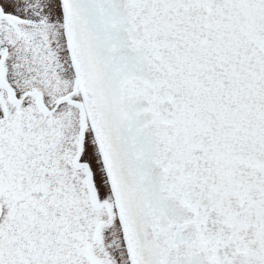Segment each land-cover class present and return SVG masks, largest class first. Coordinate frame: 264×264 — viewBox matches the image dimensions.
<instances>
[{"label": "snow or ice", "instance_id": "6c2138e0", "mask_svg": "<svg viewBox=\"0 0 264 264\" xmlns=\"http://www.w3.org/2000/svg\"><path fill=\"white\" fill-rule=\"evenodd\" d=\"M0 264H264V0H0Z\"/></svg>", "mask_w": 264, "mask_h": 264}]
</instances>
